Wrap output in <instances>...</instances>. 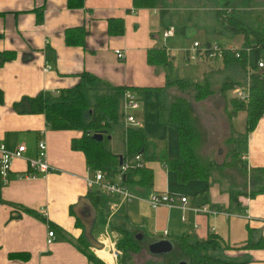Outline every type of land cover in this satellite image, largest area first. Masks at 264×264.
I'll use <instances>...</instances> for the list:
<instances>
[{
    "label": "crops",
    "instance_id": "obj_1",
    "mask_svg": "<svg viewBox=\"0 0 264 264\" xmlns=\"http://www.w3.org/2000/svg\"><path fill=\"white\" fill-rule=\"evenodd\" d=\"M250 1H247V7ZM216 2L213 1L214 7L231 8L229 0H220L217 5ZM208 4L205 0H157L153 7L135 8L132 13L129 12L134 8L132 0H82V6L73 7L68 5V0H0V141L10 150L25 144L24 155L31 158L37 152V140L42 132L47 162L51 166L44 175L19 177L27 171L26 160H14L9 182L0 183V264H94L72 242L84 231L82 223L77 222L74 206L87 198L88 192L96 191L86 185V176L91 171L86 166L84 153L72 148V140L81 132L49 129L43 113L29 111V97L73 88L87 72L106 88L137 87L136 91H140L142 97H147V92L156 93L157 99L153 97V100H156L157 113L160 106L166 111L176 98L193 100L189 87L166 84V72L169 79L195 77L205 71L202 69L209 75L226 68H238L243 73L239 63L188 61L186 48L190 43L183 35L174 34L163 39L162 31L173 22L171 13H177V10L182 15L191 11H210L206 8ZM217 7L214 9L216 16ZM116 17L124 21L122 35L108 33V21ZM187 18L190 20L188 15ZM67 32L70 43L66 41ZM202 33L207 35L206 30ZM214 41L227 47H238L229 38ZM162 46L168 49L170 66L167 69L147 62L148 50ZM116 49L123 51L122 59L118 58ZM8 55H12L11 58H7ZM180 57L183 58L181 68L175 61ZM45 65L50 66L47 71H44ZM226 79L244 81V77L241 80L230 74H225L222 82ZM174 85H178L179 90L172 88ZM159 95L163 96L162 100ZM159 121H168L165 113L161 118L159 116ZM245 121L244 110L230 118L232 130L247 139L242 151H237V158L243 160L241 164L249 172L251 168H264V114L246 136L243 135ZM140 124L139 127L144 129L143 122ZM144 132L148 138L145 129ZM109 148L116 155H123L125 151ZM149 150L150 147L147 156L159 151H165L169 158L177 154L175 140L170 148L163 142L151 152ZM146 164L152 169L153 184L150 188L134 186L135 191L143 194L151 190L167 191L186 196L188 207L197 206L195 196L207 192L206 205L220 212L209 214L165 206L151 208L141 200L124 202L117 195L97 191L102 195L91 204L95 208L94 237L98 240L107 233L117 240L122 228L142 236L139 252L128 253L127 257L120 255L116 260L111 257L107 245L99 249L90 246L103 264H155L147 253L148 244L160 239L172 241L184 234L197 240L215 234L225 246L217 250L220 256L236 263L264 264V191L250 197L241 194L242 211L237 212L228 192L230 188H244L241 176L235 184H227L218 177L181 183L160 159L146 161ZM223 165L225 162L221 167ZM82 212L88 213L85 207ZM49 229L54 231L50 243L47 242ZM248 240L262 242V245L245 247Z\"/></svg>",
    "mask_w": 264,
    "mask_h": 264
},
{
    "label": "trees",
    "instance_id": "obj_2",
    "mask_svg": "<svg viewBox=\"0 0 264 264\" xmlns=\"http://www.w3.org/2000/svg\"><path fill=\"white\" fill-rule=\"evenodd\" d=\"M156 0H132V5L135 8L153 7ZM68 5L73 7L75 5L82 6V0L78 3H74L72 0H68ZM227 5V4H226ZM224 9H217V17L226 28H231L233 32H238L237 18L235 16L234 8L227 9V6H223ZM131 10V9H130ZM129 10V12H130ZM252 14V13H251ZM253 28L251 29L254 36H250L247 31L245 34V44L241 46L240 55L234 56V53L226 49L223 53L222 62L226 65L228 63H239L243 70L247 65L252 67L256 66V62L263 58L264 52V22L257 21L251 23ZM108 33L111 35L124 34V21L121 17L111 18L108 21ZM84 28L81 29L80 36L83 37ZM66 41H69V33L66 34ZM255 44H252V43ZM246 46L251 47V52L248 54L245 50ZM12 55H8L7 58H11ZM264 59V58H263ZM147 62L152 66L164 67L170 66L165 48L154 47L147 52ZM167 67V66H166ZM166 72V84H178L181 87H191L183 79L174 78L169 79ZM83 78L93 81L94 84L101 83L95 76L84 72ZM240 82L226 79L219 90L227 91L232 90ZM87 81L78 82L73 88H67L57 90V93L45 92L36 96L29 97V111L34 113H43L46 126L52 130H64L72 129L81 132L79 137L72 140V148L74 150H80L85 155L86 166L89 171L102 170L108 175H113L117 171L118 164L126 157L132 158L135 154L141 153L145 161L154 159H160L165 163L166 168L172 171L177 180L181 183H186L194 180H208L210 174L214 168L215 163L212 160L202 162L200 157L196 153V146L202 139V132L199 130V126L195 116V103L201 99L211 95L214 90L210 89L208 83L205 84L196 83L194 86L195 94L193 95V102L187 98H176L170 105L167 119L173 123L177 132V154L169 158L165 151L155 152L152 156H147L146 152L149 147V140L142 127H126L124 129V143L125 151L123 155L114 154L105 144L104 136L108 139L109 134L112 131V123L116 122L119 117V107L121 108V97L125 89L136 90L137 87L132 86H115L114 93L108 96L103 95L96 100V107L94 110H89V100L86 95ZM230 103L232 109L230 110V117L235 115L238 111L244 110L246 112V121L244 125V133L246 136L252 131L258 120L264 114V70L253 72L249 76V89L247 102L240 100L236 97H231ZM122 112V111H121ZM160 115L163 114V109L160 106ZM86 114L88 118H86ZM122 114V113H121ZM123 117V114H122ZM103 133V139L101 141L92 137L93 133ZM236 141V139H232ZM165 148V147H164ZM237 157V150L233 147L228 156ZM237 162V161H236ZM236 162H232L231 165L239 170L240 176L244 180V188H230L229 198L235 206H237V212L242 211V205L239 201V195L252 196L258 193V191H264V184L251 188L248 191V186H252L258 178L255 174L249 175L246 168L238 166ZM249 172H259L264 177V168H251ZM248 174V176H247ZM126 183L133 188L134 186L150 188L153 184V172L152 169L144 164L142 167L131 168L125 174ZM102 195L96 191L88 192L87 198L90 203L95 204V200ZM197 197L198 205L208 203L207 192H202ZM92 204V205H93ZM78 224L80 220L77 219ZM121 236L116 240V246L122 251V256L127 257V254H135L140 251V240L135 238V234H130L127 229L119 230ZM191 237L188 235L176 236L172 239L173 249L171 252L165 254L170 258L167 264H174L176 260L185 261L187 264H242L236 263L227 259L225 256H220L217 252L219 248H224L220 238L215 234H210L205 240L209 242L212 239L219 241L220 245L213 244L211 246V252L207 255H201L199 260L194 258L193 252L187 245L186 240ZM75 246L84 253L88 260L94 264H103L94 253L89 249L86 238L82 234L76 241H72ZM262 245V242L254 243L250 240L247 241L245 247H254ZM184 258V259H182ZM187 261H186V260ZM180 262V261H179ZM178 262V263H179ZM177 263V264H178Z\"/></svg>",
    "mask_w": 264,
    "mask_h": 264
},
{
    "label": "rangeland",
    "instance_id": "obj_3",
    "mask_svg": "<svg viewBox=\"0 0 264 264\" xmlns=\"http://www.w3.org/2000/svg\"><path fill=\"white\" fill-rule=\"evenodd\" d=\"M157 1V0H156ZM169 1V0H168ZM192 1V0H187ZM209 4L206 5L207 9L209 10H201L200 12H189L184 13L182 15L180 11H176L177 13H171L170 18L173 20L172 24L170 26L174 29L175 35H183L184 38L189 41L191 44L194 39H197L201 44L204 43L207 39L208 40H219V39H227L229 38L234 42L235 45H237L239 48H241L242 45L245 44V34L247 31L249 35L252 37L254 36V33L252 34L251 29L252 21L253 23L255 20L264 22V0H251L250 3H248L247 7V1L248 0H229V3L231 5V8H234L235 16L237 18V26L239 28L238 32H233L231 28H226L225 25L221 23L219 18L215 15L214 7L215 4H213L214 0H205V3ZM216 5L220 3V0H216ZM256 2V3H255ZM260 4H259V3ZM186 3V2H185ZM255 3V4H252ZM176 4V3H174ZM225 6V5H224ZM235 6V7H233ZM180 7V6H179ZM176 7H171V9ZM222 8L223 6L217 7V9ZM227 9L230 11V7L227 6ZM171 12V11H169ZM252 13V14H251ZM187 15L189 16L190 20H187ZM207 31V35L203 36L202 31ZM227 37V38H226ZM207 38V39H205ZM189 44V45H190ZM252 44H255L254 42ZM251 49V47L249 46ZM176 63L179 64V68L182 67L183 64V58H176ZM193 62V61H190ZM217 62H220V60L213 61L211 64H216ZM170 64V63H169ZM167 66V67H166ZM162 67L163 69H167L169 65H166ZM210 67V66H209ZM221 67H224L221 65ZM216 67H213V69ZM203 73H201L198 76L195 77H188L184 78L183 75L180 72V76L183 77V80L190 84L191 87L188 90L191 94L190 96H193L195 94L194 86L196 83L205 84V82L208 83V86L210 89L215 90L211 95L201 99L198 101L195 105V116L196 121L199 126V130L202 132V139L199 141V144L196 146V153L200 157V160L202 162H207L208 160H212V162L215 163L216 166H214L210 177L212 178H219L221 181H225L227 184H235L237 182L240 173L239 170L235 167V165H231L232 162H236L238 166L243 168L242 159L241 162L235 156H228L231 149L234 147L237 151H242V147L246 145L247 139L244 138L241 134H236L235 131L232 130L230 125V110L232 109L230 98L233 97V93L230 90L227 91H221L219 90L220 86L223 84V79L225 74H230L231 76H234L237 79H241L244 77V81L240 82L241 84H244L248 82L246 71L243 70V73L237 68H226L220 72L213 73V75L206 74V69ZM238 71V74H237ZM208 72V71H207ZM209 73V72H208ZM211 77V78H210ZM210 78V80L208 79ZM84 81H87V89H86V95L89 100L88 109L94 110L96 107V100L97 98L103 96V95H110L113 94L114 88H106L104 84L97 83L94 84L93 81L86 80L83 78ZM173 80V79H172ZM172 88L178 89V85L172 86ZM138 93V91H137ZM145 93V92H144ZM181 93V92H180ZM185 94V93H184ZM186 90V95H187ZM143 94L139 91V108L136 110H133L131 113L134 115V117L139 120L140 122H143V127L145 131L147 132L148 138H149V147L150 150L153 148L155 149L156 145L159 143L165 142L167 145V148L171 147L172 144H176V151H177V134L175 131V125L168 121H159V116L161 118L160 112H156V100H153V97L157 99V94L150 92H147V97H142ZM160 95H166V94H160ZM159 95V99L162 100L163 96ZM184 95V96H186ZM189 98V97H187ZM166 100V99H165ZM193 102V100H191ZM165 105V104H164ZM169 108L164 111L165 116H168ZM121 108L119 107V119L112 123V131L110 132L109 136L113 135L110 141L108 137L104 136V144L113 151L118 149L120 152H123L125 149V143H124V129L126 126L132 127L131 124H126L124 121V118L121 114ZM159 114V116H158ZM88 118V115L85 116ZM165 119V118H164ZM243 130V128H242ZM236 138V141H232V139ZM110 149V148H109ZM149 150V152H151ZM155 151V150H154ZM119 152V153H120ZM239 152V157L241 156ZM225 162V165L221 167V164ZM248 172V170H247ZM249 175L255 174V176L258 178V181H256L252 186L249 187L248 191L251 190V188L256 186H262L263 185V178L262 175L259 172H248ZM247 174V176H248ZM249 182L247 183L248 187ZM240 197V195H239ZM238 197V198H239ZM242 205V204H241ZM141 239V238H140ZM144 243H146V240L142 238ZM187 245L190 247V250L193 252V256L196 260L201 259L200 256L203 254L207 255L211 252V246L213 244L220 245L221 243L215 239H212L209 242L206 241H196V239H190L188 238L186 240ZM142 246V244H140ZM145 245V244H144ZM149 258L155 263V264H167L170 260L169 257L164 255H153L147 251ZM184 259V258H182ZM126 260V259H125ZM148 260V259H147ZM186 260V259H185ZM180 260H176L174 264H177ZM187 261V260H186ZM127 263V261H124ZM138 264V263H137ZM152 264V263H149Z\"/></svg>",
    "mask_w": 264,
    "mask_h": 264
},
{
    "label": "built area",
    "instance_id": "obj_4",
    "mask_svg": "<svg viewBox=\"0 0 264 264\" xmlns=\"http://www.w3.org/2000/svg\"><path fill=\"white\" fill-rule=\"evenodd\" d=\"M130 12L134 13L135 9L131 8ZM174 35V29L172 26L165 28L162 31L163 39L171 37ZM164 47V46H163ZM165 51L168 57V49L166 47ZM239 47H227L225 45H220L217 41H205L200 43L198 40H193V42L186 48V59L188 61H207L213 63V61L220 60L222 62L223 53L226 49L234 53L235 57L240 55ZM245 50L250 54L251 49L249 46L245 47ZM118 58L122 59L124 53L120 49L115 50ZM256 66L251 65L246 66V74L249 80L250 74L253 72L264 70V59L260 58L256 62ZM50 68L49 65H45L44 71ZM248 89L249 81L244 84L236 85L231 92L232 95L240 100L247 102L248 99ZM52 93H57V91H52ZM122 110L124 115L125 123L131 124L135 127L141 126L140 122L136 120L134 115L131 113L139 107V96L136 90L125 89L122 94ZM129 127V126H126ZM125 127V128H126ZM42 137V132L37 140V152L33 157H25L26 146L25 144L18 145L15 149H8L4 142L0 141V183L6 184L10 180L11 175V165L14 160L25 159L27 165V171L23 174H19V177H36L39 174L44 175L50 171L51 166L47 162L46 155V142ZM146 164L141 153L135 154L132 158L126 157L122 163L119 165L117 171L113 175H108L106 172L101 170H95L86 176V185L90 190H97L105 194L118 195L125 202H132L134 200H141L146 202L151 208H157L159 206L165 207H178L182 210L190 208L195 212L216 214L220 211L211 209L209 205L203 204L199 206L188 207V200L186 196H181L175 193H170L167 191H150L148 194H143L135 191L131 188L125 181V174L131 168L142 167ZM226 214V213H225ZM230 213L228 212L227 215ZM184 218V217H182ZM54 235L52 229L48 230L47 242L50 243ZM98 242L104 247L107 245L108 252L111 257L116 260L122 254L121 250L116 246V240L110 238L107 233H104Z\"/></svg>",
    "mask_w": 264,
    "mask_h": 264
},
{
    "label": "water",
    "instance_id": "obj_5",
    "mask_svg": "<svg viewBox=\"0 0 264 264\" xmlns=\"http://www.w3.org/2000/svg\"><path fill=\"white\" fill-rule=\"evenodd\" d=\"M264 58V52H263ZM92 137L101 141L103 139V133L96 132L92 134ZM85 207L88 213L84 214L82 209ZM75 216L81 221L84 231L83 235L86 238L88 244L96 249L102 247L101 243L92 234V227L95 219V208L91 205L88 198H82L74 206ZM142 236L137 234L135 238L140 239ZM173 249V243L169 239H160L148 244L147 250L153 255H165L171 252ZM178 264H187L185 261H180Z\"/></svg>",
    "mask_w": 264,
    "mask_h": 264
},
{
    "label": "bare ground",
    "instance_id": "obj_6",
    "mask_svg": "<svg viewBox=\"0 0 264 264\" xmlns=\"http://www.w3.org/2000/svg\"><path fill=\"white\" fill-rule=\"evenodd\" d=\"M124 92V91H123ZM123 94V93H122ZM122 98V97H121ZM121 111H122V114H123V110H122V99H121ZM123 118H124V115H123ZM122 161L123 160H121L120 162H119V164H118V167H119V165L122 163ZM118 167H117V169H118ZM102 171V170H101ZM151 191H153V190H151ZM154 191H156V190H154ZM107 195H110V194H107ZM118 196V195H117ZM121 198V197H120ZM188 200V199H187ZM125 202V201H124ZM201 205H203V204H201ZM197 206H199V205H197ZM166 233V232H165ZM54 236V235H53ZM51 241H52V239H51ZM171 241V240H170ZM172 242V241H171ZM101 254V253H100ZM122 255V254H121Z\"/></svg>",
    "mask_w": 264,
    "mask_h": 264
}]
</instances>
